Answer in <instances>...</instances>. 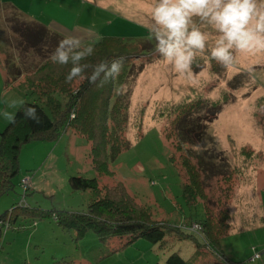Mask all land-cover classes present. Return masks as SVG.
<instances>
[{
  "label": "rangeland",
  "instance_id": "1",
  "mask_svg": "<svg viewBox=\"0 0 264 264\" xmlns=\"http://www.w3.org/2000/svg\"><path fill=\"white\" fill-rule=\"evenodd\" d=\"M23 2V5H32L36 13L44 9L43 15L48 17L45 20L54 27L56 24L53 22L66 30H75L80 17L78 25L88 28L93 15L95 32L100 36L151 44L152 50L130 61L121 81L123 86L116 87L123 98L128 94L126 139L129 147L109 162L113 176L105 182H122L136 201L150 211L153 219L183 231L181 236L186 239L178 240L179 232L175 229L162 246L138 239L112 253L110 246H118L117 240L102 244L91 231L78 238L73 230L61 228L52 216L32 221L18 218L0 235V264H56L60 261L75 264H164L172 253H179L187 259L195 246L186 235L193 232L195 240L201 243L200 231H192L189 226L195 220L203 219L204 206L202 203L189 206L184 201L181 176L169 159L174 152L173 139H165V132L170 129L174 105L198 97L216 102L223 98V93L231 99L207 128L209 135L215 138V144L209 140L201 149L184 147V151L192 149L196 154L207 151L208 156L212 151L220 152L221 157H215V164L230 172V179L224 180L211 178L208 173L201 175L206 194L215 201L211 206L214 220L221 217L223 210L229 212V228L234 231L220 240L223 257H217L207 248L204 251L211 264H236L248 260V264H264V226L256 228L254 225L247 231L238 232L240 220L248 218L245 207L252 197L254 176L264 174V53H237L235 67L228 69L206 57L198 58L192 72L182 76L155 52L156 42L150 32L153 0H92V14L86 11L85 19L81 15V7H78L85 2L82 0ZM84 4L87 6L85 10L88 9L89 6ZM15 17L9 8L0 5L1 66V61L14 60L18 55L26 64L30 60L25 53L11 51L17 42L9 31L12 25L17 24ZM214 38L213 34L209 47ZM6 70L10 71L9 68ZM7 77L10 85L17 81L9 73ZM23 82L25 78L22 76L18 80L20 85L6 89V93L0 90V132L23 102L34 100ZM63 135L56 142H37L20 149L18 172L11 179V188L0 195V214L9 212L20 202L23 196L20 182L24 179H27L28 188L24 201L30 208L46 212L86 210L93 199L92 194L72 190L68 179L76 175L86 179L95 177L90 165L89 147L79 137L68 145L69 138H63ZM243 147L247 154H241ZM250 149L256 154L251 156ZM257 187L261 193L259 201H264V183ZM32 188L36 190L32 191ZM260 208L264 209L263 202ZM253 224V221L249 222V225Z\"/></svg>",
  "mask_w": 264,
  "mask_h": 264
},
{
  "label": "trees",
  "instance_id": "2",
  "mask_svg": "<svg viewBox=\"0 0 264 264\" xmlns=\"http://www.w3.org/2000/svg\"><path fill=\"white\" fill-rule=\"evenodd\" d=\"M29 27L33 29V45H38L48 34L47 29L37 23H29ZM22 34H26L25 30H22ZM152 49L148 42H125L117 37H102L85 46L71 43L60 50L65 57L64 63L54 62L52 56L57 52H49L51 54L34 71L23 75V84L34 96V100L23 102L0 132V195L11 188V179L18 172L19 152L24 145L56 142L66 133L86 141L95 177L86 179L76 175L68 179L72 190L92 194L93 199L85 211L46 212L18 203L9 210L13 221L18 218L34 220L52 216L61 228L73 230L78 238L91 231L102 244L117 240L118 246H110L112 253L126 248L138 239H146L162 246L166 237L175 229L179 232L178 240L186 239L181 236L183 231L176 227L172 229L153 219L150 211L136 201L122 182H105L113 176L109 162H113L129 147L126 139L128 94L123 98L116 87L123 86L121 81L130 61ZM118 63L121 66L117 73ZM223 95L216 102L198 97L171 108L173 118L170 129L165 132V139H173L174 152L169 159L181 176L184 201L189 206L202 203L204 217L193 223L199 227L201 243L195 240L193 232L186 235L194 243L193 256L185 259L179 253H172L165 264H211L204 248L217 257H223L220 240L234 232L229 228V212L223 210L221 217L214 220L211 206H214L215 201L206 194L201 177L203 173H208L211 178L230 179V172L223 171L221 166L215 164V157H219L220 152L212 151L208 156L207 151L201 154L188 148L184 151L186 146L201 149L204 142L209 140L215 144V138L209 135L207 128L216 119L223 105L231 99L226 93ZM32 109L35 110L34 116L30 115ZM244 148L241 150L242 155L248 153ZM250 151L252 156L255 152ZM176 154H179L178 157ZM238 224V232L254 225H249L244 220H240ZM56 264L75 263L60 261Z\"/></svg>",
  "mask_w": 264,
  "mask_h": 264
},
{
  "label": "clouds",
  "instance_id": "3",
  "mask_svg": "<svg viewBox=\"0 0 264 264\" xmlns=\"http://www.w3.org/2000/svg\"><path fill=\"white\" fill-rule=\"evenodd\" d=\"M150 32L155 52L182 76L203 57L234 68L237 53H264V0H153ZM52 60L65 62L59 48Z\"/></svg>",
  "mask_w": 264,
  "mask_h": 264
},
{
  "label": "crops",
  "instance_id": "4",
  "mask_svg": "<svg viewBox=\"0 0 264 264\" xmlns=\"http://www.w3.org/2000/svg\"><path fill=\"white\" fill-rule=\"evenodd\" d=\"M23 1L24 0H0V5L9 8L11 13L16 15L15 18H16L17 24L12 25V29L9 30L11 32L10 34L13 35L17 41L16 46H13V49H11V51L12 52L15 51L19 53L22 52L23 54L25 53V56H27V58L28 57L30 58L28 64L22 61L23 57L20 55L15 56L14 60L11 58V59H7L6 62L4 60L1 61L3 65L2 66L0 65V83H2V86H0V90L3 91V93H6V89L8 90L10 88H13L16 85H20V83H18V80L20 79V77H22L24 74L34 71L36 67L39 66L46 59L48 55H50L51 53L55 51L57 52L58 48L61 50L62 47H64L67 44H71V43L76 46H85L93 42H96L97 40L102 38V36H100L98 33L95 32V23H94L93 15L91 16L92 20L88 22V28H84L83 25L82 27L78 25L79 24L78 22L80 20L79 19L80 17H79L77 23L75 24V30L74 29H73L74 31L72 29L66 30V28L60 25L59 23H55L52 21L54 24H56L54 27L51 23H49V21H46L45 18H48V17H44L43 15L44 9H40L39 10L40 12L38 11L36 13V11H33L32 5L31 6L30 4L23 5L24 4ZM82 1H85L84 3H86L89 6V8L86 10L85 8L87 6L84 3L83 5L81 4L78 6V7H81L82 9L81 15H83V19H85L84 16L87 15L86 11H88L89 15H91L92 12L90 10L91 9L90 7H93V6L91 5L92 0H89V1L82 0ZM96 9L98 8L96 7ZM100 11H103V10H100ZM29 23H37L38 25L46 28L48 31V34H47L48 36L46 35V37H43L42 41L39 42L38 45H33V42H32L33 29L29 27ZM23 25H27V27ZM22 30H25L27 35L26 34L23 35ZM16 37H18V39ZM27 67L29 68V70ZM6 68H9L10 71H7ZM7 73L12 75L14 79L17 81L12 83L11 85L10 84L8 85ZM65 136L69 138L68 145L74 142L73 139L75 138V136H73L71 133L64 134L63 138ZM254 177H255L254 185L251 188L252 197L249 198V200L247 201L248 207H245L248 214L247 215L244 214V215L248 216V218L244 217L242 220L247 221V222L253 221L254 225L255 226L257 225L256 228H261L264 226V215H263L264 209L260 208V206H262V202L264 204V201L263 200L259 201L260 199L259 196H261V193H259L260 189L257 186L259 183L261 184L264 183V174H258V176H254ZM33 190H36V189L32 188V191ZM30 191L31 190L29 189L28 192ZM250 199L251 200L253 199V202ZM252 213L254 214L253 216H252ZM13 223H16V220L13 221ZM244 231H247V230H244ZM193 250L195 251V249ZM194 251L191 253L189 257L193 256V254L195 253ZM262 254L264 255V252ZM248 262L245 261L240 264H248Z\"/></svg>",
  "mask_w": 264,
  "mask_h": 264
},
{
  "label": "built area",
  "instance_id": "5",
  "mask_svg": "<svg viewBox=\"0 0 264 264\" xmlns=\"http://www.w3.org/2000/svg\"><path fill=\"white\" fill-rule=\"evenodd\" d=\"M26 180L27 179H24L20 182V186L23 189V196L19 202V205H22V206H25L24 198H25V193L28 189ZM12 223H13V220L11 219V211L7 212L4 215L0 214V235L2 233H5L12 226ZM189 227H190V230H192V231H194V230L198 231L199 230V227L196 224H191ZM258 257H254V259L258 258Z\"/></svg>",
  "mask_w": 264,
  "mask_h": 264
}]
</instances>
